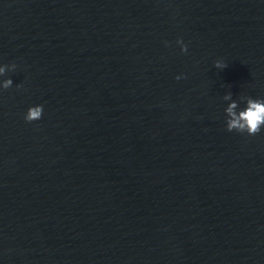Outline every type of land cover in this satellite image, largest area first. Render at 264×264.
<instances>
[{
  "label": "water",
  "instance_id": "obj_1",
  "mask_svg": "<svg viewBox=\"0 0 264 264\" xmlns=\"http://www.w3.org/2000/svg\"><path fill=\"white\" fill-rule=\"evenodd\" d=\"M12 64L0 264H264V126L225 123L264 99V0H0Z\"/></svg>",
  "mask_w": 264,
  "mask_h": 264
},
{
  "label": "clouds",
  "instance_id": "obj_2",
  "mask_svg": "<svg viewBox=\"0 0 264 264\" xmlns=\"http://www.w3.org/2000/svg\"><path fill=\"white\" fill-rule=\"evenodd\" d=\"M176 43L180 45L181 53L187 52V46L183 44L181 40H177ZM15 67L16 66L14 64L0 66V76L5 75L6 70L13 71ZM213 67L222 70L226 67V65L220 61H217L214 63ZM180 78L181 77H176L177 80H179ZM12 83L13 82L11 79H5L3 83L0 84V88H3L5 90L9 89L12 86ZM17 87L19 88L20 86L18 85ZM223 99L226 101L231 100V93L225 95ZM241 101L246 103V107L239 112L236 111L238 104L235 101L231 102L226 107V131H235L237 133H246L248 136H254L258 134L261 130V127L264 126V99L241 97ZM42 113V105L30 107L24 115V120L26 123L37 121L41 119Z\"/></svg>",
  "mask_w": 264,
  "mask_h": 264
}]
</instances>
